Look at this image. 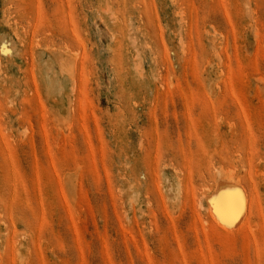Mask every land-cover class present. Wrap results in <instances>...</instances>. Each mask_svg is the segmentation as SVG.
I'll use <instances>...</instances> for the list:
<instances>
[{"label":"rangeland","instance_id":"374dc122","mask_svg":"<svg viewBox=\"0 0 264 264\" xmlns=\"http://www.w3.org/2000/svg\"><path fill=\"white\" fill-rule=\"evenodd\" d=\"M0 264H264V0H0Z\"/></svg>","mask_w":264,"mask_h":264},{"label":"bare ground","instance_id":"6f19581e","mask_svg":"<svg viewBox=\"0 0 264 264\" xmlns=\"http://www.w3.org/2000/svg\"><path fill=\"white\" fill-rule=\"evenodd\" d=\"M62 64H63V62H62ZM229 192H230L229 190L228 191H222V190H219V188H218V190H216L213 194L204 196L206 203L208 204L209 210L214 217H216L219 214L220 215L223 214L222 217H224V213H226L229 210L237 207V205H238L237 198H234V199L229 198L228 197V196H230ZM225 218H223L224 221H226Z\"/></svg>","mask_w":264,"mask_h":264},{"label":"snow or ice","instance_id":"6c2138e0","mask_svg":"<svg viewBox=\"0 0 264 264\" xmlns=\"http://www.w3.org/2000/svg\"><path fill=\"white\" fill-rule=\"evenodd\" d=\"M238 211V210H237Z\"/></svg>","mask_w":264,"mask_h":264}]
</instances>
